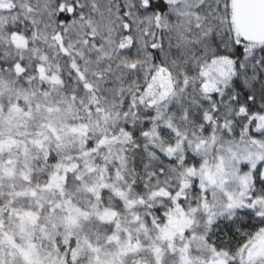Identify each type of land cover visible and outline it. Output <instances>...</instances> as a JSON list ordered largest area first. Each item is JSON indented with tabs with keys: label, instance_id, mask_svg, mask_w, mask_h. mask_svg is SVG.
Masks as SVG:
<instances>
[{
	"label": "snow or ice",
	"instance_id": "snow-or-ice-1",
	"mask_svg": "<svg viewBox=\"0 0 264 264\" xmlns=\"http://www.w3.org/2000/svg\"><path fill=\"white\" fill-rule=\"evenodd\" d=\"M0 264H264V0H0Z\"/></svg>",
	"mask_w": 264,
	"mask_h": 264
}]
</instances>
